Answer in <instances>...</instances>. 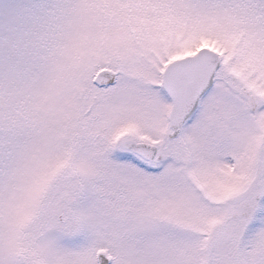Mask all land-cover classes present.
Returning a JSON list of instances; mask_svg holds the SVG:
<instances>
[{
    "label": "snow or ice",
    "instance_id": "6c2138e0",
    "mask_svg": "<svg viewBox=\"0 0 264 264\" xmlns=\"http://www.w3.org/2000/svg\"><path fill=\"white\" fill-rule=\"evenodd\" d=\"M0 264H264V0H0Z\"/></svg>",
    "mask_w": 264,
    "mask_h": 264
}]
</instances>
